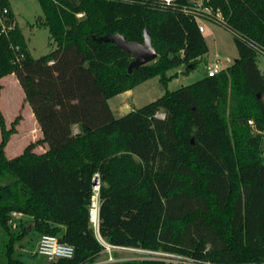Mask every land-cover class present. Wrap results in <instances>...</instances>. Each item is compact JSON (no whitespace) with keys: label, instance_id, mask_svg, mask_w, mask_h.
<instances>
[{"label":"trees","instance_id":"1","mask_svg":"<svg viewBox=\"0 0 264 264\" xmlns=\"http://www.w3.org/2000/svg\"><path fill=\"white\" fill-rule=\"evenodd\" d=\"M56 48L32 58L24 34L0 0V79L14 74L41 137L8 158L17 132L0 110V230L9 235L6 264H24L12 213L39 235L74 246L73 258L49 264H94L115 246L164 250L219 263H264V0H202L220 9L238 57L215 76L166 93L116 116L109 99L209 52L193 10L198 0H38ZM8 8V13H3ZM79 14H83L79 16ZM153 39L157 60L129 73L131 54L96 38L121 33ZM163 113L164 117L160 114ZM253 121V125L249 124ZM77 128V129H76ZM36 145H46L44 152ZM100 178L99 230L91 222ZM28 241V240H27ZM116 255V254H115ZM41 262L37 264H41ZM106 264H163L120 260Z\"/></svg>","mask_w":264,"mask_h":264},{"label":"rangeland","instance_id":"2","mask_svg":"<svg viewBox=\"0 0 264 264\" xmlns=\"http://www.w3.org/2000/svg\"><path fill=\"white\" fill-rule=\"evenodd\" d=\"M198 1L201 2V0ZM9 3L16 14V22L24 34L32 58H39L56 48V43L51 38L49 28L40 24L45 17L38 0H9ZM200 23L205 29L203 34L207 41L209 52L201 59L197 67L190 72H186L185 65L177 66L168 72L169 76H175L169 79L166 84L157 75L133 88L131 93H121L109 99V105L116 116L124 114L125 105L130 106L132 110L138 109L163 96L167 90H176L201 80L206 76L208 67L213 64L218 56L222 59L224 66H229L234 62L239 53L233 34L223 26L209 20L200 21ZM0 25L5 30L9 28V25L2 18L1 11ZM257 65L264 73V54H258ZM24 96V91L15 75L7 76L0 80V110L4 116L7 128H10L15 119L20 116L16 125L17 132L11 135L5 147L8 158L20 155L26 146L31 142H36L41 137L39 125L31 119V108L26 103ZM42 148L45 150L46 145H36L35 151L42 152ZM11 226L15 235L20 234L27 227L30 232L26 237L28 241H24L25 245L17 246L18 251L22 253L21 258L24 264L41 262L42 259L37 253L40 236L34 231L30 219L27 216H23L22 220L13 217ZM8 241L9 235L1 229L0 264H6L7 262L5 249ZM115 254L119 256L116 257L117 259L134 256V254L122 250L115 251L114 257L116 256ZM108 262L109 254L103 251L94 264H106ZM41 264L49 263L44 260Z\"/></svg>","mask_w":264,"mask_h":264},{"label":"built area","instance_id":"3","mask_svg":"<svg viewBox=\"0 0 264 264\" xmlns=\"http://www.w3.org/2000/svg\"><path fill=\"white\" fill-rule=\"evenodd\" d=\"M168 4L172 3L174 0H162ZM189 12L193 13L198 20L199 29L201 32L204 31L203 25L200 21L209 20L211 22H223L225 21L223 14L220 9L215 10L213 7L206 6L204 7L201 2H198L196 7L193 10H189ZM3 13H8V8H4ZM83 14H79L82 16ZM3 31H6L2 27ZM256 51L258 54H264V49L262 47L257 46ZM228 66L223 65L222 59L218 56L213 64L208 67L207 74L209 76H215L221 70ZM164 117V114H160ZM249 124L253 125V121L249 120ZM94 195L92 197V202L90 206V214H91V222L94 228L99 230L100 224V196H99V189H100V178L98 175L94 178ZM21 214L13 212L12 217H19ZM100 242L104 246L105 252L109 254V262H115L120 260H155L160 261L163 264H232V263H219L214 262L211 260H204L200 258H195L193 256L184 255L181 253L176 252H169L164 250H149L144 248H134V247H123V246H115L107 241H105L100 235H98ZM127 251L131 254H134L133 257L121 258L117 259L114 257L115 251ZM102 251V252H103ZM37 253L40 256L46 258L48 262H54L60 258H73L75 254V248L69 243L63 242L60 238L56 235L44 234L40 236ZM264 264V263H260Z\"/></svg>","mask_w":264,"mask_h":264},{"label":"water","instance_id":"4","mask_svg":"<svg viewBox=\"0 0 264 264\" xmlns=\"http://www.w3.org/2000/svg\"><path fill=\"white\" fill-rule=\"evenodd\" d=\"M144 42L135 43L130 42L121 33L107 34L96 38L98 42H113L119 48L131 54L133 61L129 65V73L136 67H140L155 61L158 58V52L153 45V39L148 33L147 29L144 30ZM132 111L128 105L124 106V114H129Z\"/></svg>","mask_w":264,"mask_h":264},{"label":"crops","instance_id":"5","mask_svg":"<svg viewBox=\"0 0 264 264\" xmlns=\"http://www.w3.org/2000/svg\"><path fill=\"white\" fill-rule=\"evenodd\" d=\"M10 9L12 10V12L14 13V15H15V17H16V14H15V12L13 11V9L11 8V6H10ZM203 32H205V29H204V31ZM12 75H14V74H11V75H8L9 77H11ZM5 77H7V76H5ZM4 78V77H3ZM2 79V78H1ZM0 79V80H1ZM128 93H131V90L130 91H127V92H124V94H128ZM24 98H25V96H24ZM27 103V102H26ZM28 104V103H27ZM30 106V105H29ZM31 108V107H30ZM114 112V111H113ZM30 117H31V119H33L34 121H35V123H37L38 124V122H37V120H36V118H35V115H34V113H33V111L31 110V115H30ZM39 129H40V127H39ZM77 129V128H76ZM40 131H41V129H40ZM41 135H42V133H41ZM43 149V148H42ZM47 150V146H46V149L44 150L43 149V151L42 152H44V151H46ZM24 215H21V216H19V217H17V219L18 220H22V217H23ZM28 219H29V217H28Z\"/></svg>","mask_w":264,"mask_h":264}]
</instances>
